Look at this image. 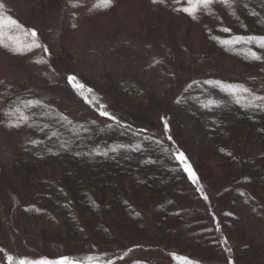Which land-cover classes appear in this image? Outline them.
<instances>
[{
    "label": "trees",
    "instance_id": "16d2710c",
    "mask_svg": "<svg viewBox=\"0 0 264 264\" xmlns=\"http://www.w3.org/2000/svg\"><path fill=\"white\" fill-rule=\"evenodd\" d=\"M46 1L48 5L54 2L57 5L74 2ZM0 4L3 5L0 14L5 12L22 26L26 25L27 22L18 17L7 0H0ZM175 5L177 3L173 0L163 4L156 3L155 18L158 17L159 10ZM231 17L230 24H227L229 21L226 17H218L214 23L208 17V24L202 30L203 42L197 48H188L187 40L181 41L179 45L174 43V46L170 45L171 41L167 43L166 50L157 59L167 71L165 89L159 94L163 100L160 102L155 98L154 87L148 92L150 103L148 101L141 106L131 100L129 93L118 87L116 94L122 98V106L120 109H113L100 96L101 92L96 85L80 76L85 89L92 90L91 94L85 92V95L90 99L94 94L98 101L87 103L68 83L67 78L74 73L72 71H67L63 78V84L68 88H64L65 90L56 88V85L63 86L62 81H56L52 75L38 73L35 69L12 72L9 79H0V116L4 117L0 126L8 132L7 138L10 133L17 137L16 140L7 141V150L0 160V178L11 184L13 190L30 192L31 204L35 203L32 210L40 211L42 207L50 215L64 216L74 231L70 233L66 230L67 237L76 233H79L76 236H81V231H90L92 227L94 234L91 231L85 237L93 241L101 239L104 243L108 240L112 242L118 238L110 234L109 227L129 225L128 232L135 233H129L127 239L132 243L131 246L139 248L144 238L151 242V246H155L153 239L155 235L159 236L161 226L163 231L169 228L171 233L175 231V227L178 230L179 224L175 218L173 220V215L182 211L177 209L175 198L171 199L167 192L172 189L174 193H195L210 206V200L212 202L215 195L210 186L213 181L208 180L207 184L202 171L208 170L206 178L210 172L225 171L233 178L232 187L225 189L231 190V203H237L233 199L235 196L239 197L249 212L260 215L263 219L261 224L258 220V243L251 242V234L243 236L238 233L240 238L235 241L241 242L238 245H229L230 240L225 242L218 238L219 228L227 225V222H219L217 212L211 207V212L208 211L210 218L213 217L219 223L216 227L205 225L208 226L207 233L197 237V240L206 242V252L215 250L216 254L225 256V264L229 260L232 264L264 263V259L260 258L264 256V111L244 107L246 101L237 105L231 97L226 94H223L224 97L217 95V88L204 83L206 80H213L224 84H239L258 95H264V60L252 61L243 55L246 47L258 53L264 50L255 45L229 46L222 43L236 36L264 35V0L245 3ZM150 20L152 17L146 16L139 21L148 25ZM34 28L29 25L27 29ZM223 28H229L230 31L223 32ZM5 38L7 37L3 39ZM44 45L48 50L45 55L53 67L54 55L50 47L46 43ZM228 58L234 60L228 61ZM53 69L54 72L61 73L55 67ZM189 84L192 87L189 88ZM57 89L59 94L55 98L52 94ZM77 96L80 101L91 104V110L98 112V115L89 112L78 114L73 109L70 110V105H66V102L68 98ZM164 99H169V104L166 103L168 106L164 109L162 107L158 119L160 124L162 117L170 124L171 141L156 136L148 127L150 125L147 121H152L146 118L151 111L149 107L163 105ZM209 99L216 100L220 106L204 108L203 105ZM28 100L40 101L33 108L23 109L30 117L28 124H21L18 128L6 127L3 122L8 124L9 118L3 113ZM177 100H180L179 104L176 103ZM103 102L106 110L119 123L99 115V104ZM132 109H136L142 121L138 122L134 115L131 116ZM12 118L15 121V117ZM33 140L37 143L32 144ZM112 148L117 151H111ZM176 152L184 153L203 187V193H197L191 187L193 183L173 156ZM205 196L207 199H204ZM143 197L154 198L157 203L151 212L150 224L141 211V206L145 203L141 199ZM243 205L239 206L244 207ZM168 207H174L178 213L172 214L170 210L164 214ZM249 212L245 210L247 217L252 218ZM230 214L235 215L233 218L237 220L228 221L238 225V217L243 215L240 212ZM204 222L196 220L194 224L202 225ZM105 228L108 229L107 234H104ZM126 233L118 230L119 235ZM224 234L225 237H233L226 231ZM209 236L212 237L208 238ZM160 238L164 240V236ZM248 240L251 245L243 243ZM120 247H123L122 252L130 250V246L120 244ZM107 251L115 253L113 250ZM250 252L257 253V261L249 255ZM166 253L173 254L171 251ZM105 257L107 256L101 258ZM114 258L116 256L110 255L105 260L97 259L96 264H121ZM5 261L0 260V264L8 263ZM83 263L86 264L85 261ZM173 264H177L174 259Z\"/></svg>",
    "mask_w": 264,
    "mask_h": 264
},
{
    "label": "rangeland",
    "instance_id": "374dc122",
    "mask_svg": "<svg viewBox=\"0 0 264 264\" xmlns=\"http://www.w3.org/2000/svg\"><path fill=\"white\" fill-rule=\"evenodd\" d=\"M7 1L18 17L27 22L24 25L18 18L24 29H27L29 25L36 28L34 29L38 33L37 38L41 47L33 48L32 51H25L23 54H15L9 48L0 46V79H9L12 72L35 69L38 73L44 72L52 75L54 80L62 81L63 84L66 72L72 71L74 73L69 75L75 76L79 83L84 84L81 80L83 78L94 83L101 92L100 96L105 99L104 101L111 108L120 109L122 98L116 94L118 87L129 93L131 100L140 106L148 103V92H151L153 87L156 89L154 90L155 98L158 102L163 101L159 94L165 89L167 71L157 59L159 54L166 50L168 42L171 41L170 45L174 46V43L179 45L181 41L187 40L188 48H197L203 42L202 30L208 24V17H211L213 23L217 21L218 17H226L229 21L227 24H230L231 16L238 7L256 0H235L228 7L214 4L207 14L201 10L197 14L196 20L182 11L174 10L187 6L184 0L169 9L159 10L157 18H155L156 13H154L157 10L156 3L154 4L152 0H113L112 6L107 10L94 7L96 0H74L73 3L71 1L67 4L59 3L58 5L55 4L56 2L48 5L46 0ZM2 14L7 16L5 12ZM146 16L152 17L148 25L139 21ZM8 34L18 35L19 40L23 43L31 41V37L23 35L20 30H12ZM3 42L10 44L7 38L3 39ZM44 43L50 47L54 55L53 67L61 73L54 72L45 55ZM231 60L234 59L228 58V61ZM37 61L44 62L37 63ZM56 88L68 89L64 84L63 86L56 85ZM58 94L57 89L52 96L56 98ZM220 94L221 97H224V93L218 90L217 95ZM168 100L164 99L165 103L161 106H150L149 110L151 111L146 117L152 121L148 120L150 126H147L152 129L156 136L164 139H168L171 134L170 124L167 121L168 132L165 133L164 121L162 120L160 124L158 113L168 106ZM66 105H70L68 108L73 109L78 114L89 112L95 116L98 115V112L91 110V104L80 101L78 96L68 98ZM131 114L138 122L142 121L138 117L136 109H132ZM3 118L0 116V124ZM146 118L145 120H147ZM3 124L8 127L6 122ZM7 135L8 132L1 129L0 126V160L4 151L7 150V141L17 139L12 133L8 138ZM207 172L208 170L202 171L205 182L208 184V180L213 181L210 186L215 193L212 202L210 200V206L195 193L194 195H186L174 193V190L171 189L167 195L171 199L175 198L177 209L182 211L180 214H176L177 216L173 215V220L176 219L179 224L178 230L175 227L173 228L175 231L171 233L168 231L169 228L163 231L161 226L160 234L158 232L159 236L155 235L153 239L156 245L151 246V242H147L148 240L144 238L143 242L139 241L141 242L139 248L131 246L132 243L127 239L129 233H135V231L128 232L130 230L129 225H125L126 227H109L110 234L118 238L112 242L108 240L104 243L101 239L89 240L84 235H88L91 231L94 234L92 227H90V231L86 229L81 231V236H76L79 234L76 233L70 238L67 237L66 230L70 233H74V231L64 216L60 214L50 215L48 210H44L42 207L40 211L32 210L31 208L35 203L31 204V193L26 190H13L11 184L0 178V249L3 250L0 251V260L7 262L9 255L16 259L40 257L50 259L55 257L54 259H56L60 256H69L76 261L86 262L87 256L105 260L108 256L114 255L116 256L114 259L121 264H173L171 255L166 253L171 251V253L186 256L197 264H225V256L216 254L215 250L206 252L204 249L206 242L197 240V237L207 233L208 226L205 225L211 224L216 227L217 223L226 221L227 225L219 228L218 238L225 242L230 240L231 244L229 245H235V241L240 238L237 236L238 233L243 236L251 234V242L257 244L259 240L257 235L260 232L257 229L260 228L263 219L260 215L256 216V214L249 212L250 210L240 202L239 197L236 198L235 196L233 199V202L236 199L237 203H231V190H225L232 187L233 178L231 175L225 171L222 173L213 171L206 178ZM191 187L196 191L194 184ZM151 195L157 196V194ZM144 198H141L145 201L141 206V211L144 216H147L150 224L151 212L157 203L154 198ZM210 207L217 212L219 222L213 217L210 218L208 213V211L211 212ZM35 208H37L36 205ZM170 210L172 214L178 213L174 207H168L164 214ZM245 210L253 217H247ZM229 212H240L243 215L238 217V225L235 226L228 221L237 220H234L235 215H231ZM196 220H204L205 222L202 225H197L194 224ZM83 227L86 228L84 225ZM105 229L106 232L103 233L107 234L108 229ZM118 230L127 233L119 235ZM225 231L233 237H225ZM160 236H164V240ZM212 236L214 237V235ZM102 237L104 236L102 235ZM167 238L170 240L167 241ZM251 242L248 240V242L243 243L251 245L249 244ZM238 243L241 242L238 241L236 245ZM120 244L124 247L130 246V250L122 252L123 247H120ZM107 250H113L115 253L111 254ZM202 255H206V257ZM249 255L255 257L257 261V253L250 252ZM103 256L107 257L101 258ZM260 258L263 260L264 256ZM261 264H264L263 261Z\"/></svg>",
    "mask_w": 264,
    "mask_h": 264
},
{
    "label": "snow or ice",
    "instance_id": "6c2138e0",
    "mask_svg": "<svg viewBox=\"0 0 264 264\" xmlns=\"http://www.w3.org/2000/svg\"><path fill=\"white\" fill-rule=\"evenodd\" d=\"M152 2L154 4L155 3L163 4L165 0H152ZM173 2L179 4L181 3V0H173ZM234 2L235 0H184V3L187 6L174 10L182 11L183 13L191 17L193 20H196L197 14L201 10H204L205 14H207L210 7L214 4H220L225 7H228ZM112 4H113V0H96V4L94 5V7L107 10L112 6ZM2 7L3 5L0 4V8ZM253 15H255V13H253ZM12 30H20L23 33V35L30 36L31 41L29 43L21 42L19 40L18 35L13 36L8 34V32ZM222 31L229 32L230 29L223 28ZM5 36H7V39L9 40L10 44H4L3 38ZM222 43L229 46L239 45V44H243L245 46L255 45L256 48L260 50H264V35L236 36L232 39L225 40ZM0 46L9 48V50L15 54H23L25 51H32L33 48H40L41 44L38 42L37 32L34 29H24L23 26L19 24L16 19H13L11 16H5L3 14H0ZM44 50L45 52L48 51L46 48ZM243 55L247 59L252 61L264 60V52L258 53L257 51H254L250 47H246L243 50ZM43 62L44 61H37V63H43ZM67 79H68V83L71 84L73 88L78 92V94L85 99V102L92 103L93 101H97V98L94 94L91 95L90 99L89 96L85 95V92L91 94L92 90L85 89L84 85L79 83L75 76H68ZM204 83L217 88L220 92H223L227 96L231 97L233 102L237 105H241L242 101H246V103L243 105L244 107L257 108L260 111H264V95H258L252 89H249L239 84H224L220 81H213V80H206L204 81ZM188 87L190 88L192 87V85L189 84ZM176 103L179 104L180 100H177ZM39 104L40 101L38 100L37 101L28 100L21 102L20 106L14 107L10 111L4 112L3 115L9 118V122L7 126L18 128L21 126V124H28L30 117L25 114L23 109L33 108ZM219 106H220L219 103L214 99H209L208 102L203 105V107L206 109H211L213 107H219ZM99 108H100L99 111L100 116L107 117L109 120H113L116 123H119L117 118L112 113L106 110V106L103 103L99 104ZM12 117H15V121L11 119ZM161 119L164 121V131L165 133H167L168 132L167 120H165L163 117ZM141 131L144 130L142 129ZM168 139H171V137L169 136ZM31 143L36 144L37 141L33 140L31 141ZM61 146L63 147V145ZM137 150H139V145H137ZM111 151L115 152L117 151V149L112 148ZM103 155H107V153H103ZM173 156L175 160L183 167V171L187 174L188 179L194 185H196V191L203 193V187L200 185L198 177L196 173L192 170L191 165L188 164L187 158L185 157L184 153L176 152L173 153ZM204 199H207V197L205 196ZM0 251L3 250L0 249ZM171 255L172 258L178 262V264H197V262H194L187 257L178 256L174 253ZM97 259L98 258L94 256H87L86 264H96ZM7 261L8 264H13L14 261L15 264H82L81 261L73 260L69 256H60L56 259H50L48 257H40L35 259H29V258L16 259L13 256L9 255L7 256ZM228 264H232V261L229 260Z\"/></svg>",
    "mask_w": 264,
    "mask_h": 264
}]
</instances>
